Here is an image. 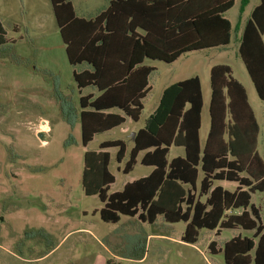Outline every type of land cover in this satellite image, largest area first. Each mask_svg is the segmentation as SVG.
Segmentation results:
<instances>
[{
    "label": "trees",
    "instance_id": "1",
    "mask_svg": "<svg viewBox=\"0 0 264 264\" xmlns=\"http://www.w3.org/2000/svg\"><path fill=\"white\" fill-rule=\"evenodd\" d=\"M65 45L80 98L82 144L122 127L138 123L143 101L151 92L156 70L148 61L167 64L187 53L224 48L231 44L232 21L227 13L236 0H109L92 18L77 16L73 0H50ZM249 0H243L242 10ZM0 19V46L7 44ZM259 99L264 104V0L253 9L239 46ZM210 128L201 139L204 96L196 76L168 86L147 127L135 131L129 147L124 140L100 143L84 154L82 185L86 196H97L103 207L95 211L105 223L122 217L154 224H186L182 242L195 245L203 229L216 232L242 229L212 254L223 253L226 264H264V223L253 195L264 192V159L259 154L260 125L246 88L228 65L210 71ZM95 93L85 94L87 89ZM172 147L184 156L168 160ZM124 174L141 164L152 172L110 193L116 177L110 169L112 154ZM223 182L236 184L233 190ZM40 233L46 235L44 231ZM35 239V232L27 233ZM144 258V257H143ZM142 258V259H143Z\"/></svg>",
    "mask_w": 264,
    "mask_h": 264
},
{
    "label": "rangeland",
    "instance_id": "2",
    "mask_svg": "<svg viewBox=\"0 0 264 264\" xmlns=\"http://www.w3.org/2000/svg\"><path fill=\"white\" fill-rule=\"evenodd\" d=\"M242 2L237 0L227 14L233 23L229 46L187 53L171 64L149 60L156 70L150 76L152 89L143 101L141 120L128 119L122 127L96 135L85 148L75 67L67 59L50 0H0L8 39L0 46V264H226L223 253H211L210 243L217 242V251L233 237L252 233L223 230L217 237L203 229L199 241L191 245L181 241L183 222L171 224L159 217L148 224L123 216L117 224L105 223L94 214L103 204L97 196L85 195L82 176L86 151L117 139L131 147V134L147 127L164 90L196 76L203 86L204 141L210 127V71L215 65L230 66L248 91L261 127L259 150L264 158V104L238 53L241 27L259 0H249L244 10ZM107 3L77 0L76 7L87 16ZM42 131L43 140L38 135ZM108 151L116 177L110 193L153 170L141 164V154L133 171L124 174L118 168H124L129 157L119 164L117 149ZM177 156H184L183 148L172 147L168 160ZM222 184L230 190L236 185ZM252 202L261 209L264 223V192L254 194ZM32 232L35 239L26 235Z\"/></svg>",
    "mask_w": 264,
    "mask_h": 264
},
{
    "label": "crops",
    "instance_id": "3",
    "mask_svg": "<svg viewBox=\"0 0 264 264\" xmlns=\"http://www.w3.org/2000/svg\"><path fill=\"white\" fill-rule=\"evenodd\" d=\"M76 1L77 0H73V6H74V9H75V12H76V14H77V16H79V17H83V18H92V17H94V16H96L97 14H99L101 11H103V10H105L108 6H109V0H107L108 1V3H107V5L102 9V10H99V11H96V13L94 14V15H87V16H85V15H83V14H80V13H78V11H77V7H76ZM236 2H237V0H236ZM249 4V3H248ZM259 4V3H258ZM257 4V5H258ZM236 5V4H235ZM257 5H255V7L257 6ZM248 6V5H247ZM247 6L245 7V8H247ZM241 7H242V5H241ZM255 7H253V9L255 8ZM253 9L249 12V14H248V16L246 17V19L244 20V22H243V25H242V34H243V29H244V26H245V24H246V22L248 21V19H249V17H250V15H251V13H252V11H253ZM242 10V9H241ZM228 14V13H227ZM228 17V16H227ZM232 25H233V23H232ZM233 31V30H232ZM242 34H241V37H242ZM240 42H241V38H240ZM239 46H240V44H239ZM225 48V47H224ZM217 49H222V48H217ZM66 51V50H65ZM238 51H239V48H238ZM202 88H203V86H202ZM255 88V87H254ZM88 90V89H87ZM87 90H85L84 91V93L87 91ZM89 91V93H95V90H88ZM89 93H87V94H89ZM247 93H248V91H247ZM86 94V93H85ZM80 95V94H79ZM80 97V96H79ZM248 98H249V95H248ZM249 103H250V99H249ZM251 105V104H250ZM204 106H205V103H204ZM204 109V108H203ZM253 109V108H252ZM254 111V110H253ZM255 113V112H254ZM255 116H256V114H255ZM257 118V117H256ZM258 120V119H257ZM259 122V121H258ZM202 123H203V114H202ZM126 124V123H125ZM260 125V124H259ZM46 126V125H45ZM210 128V127H209ZM50 130V127H49V129H48V131ZM139 129H137V130H135V131H138ZM260 130H261V127H260ZM125 130L123 129V132H124ZM43 132V134L45 135L46 133L44 132V131H42ZM38 134H40V132H38ZM208 135V134H207ZM207 135H206V138H207ZM260 135H261V132H260ZM206 138L204 139V141L206 140ZM201 139H202V136H201ZM259 140H260V137H259ZM204 141L202 140V142L204 143ZM260 147V146H259ZM258 151H259V154L261 155V153H260V150H259V148H258ZM142 157H143V154H142ZM178 157V156H177ZM261 157L263 158V156L261 155ZM142 159V158H141ZM264 159V158H263ZM152 172V171H151ZM150 172V173H151ZM149 173V174H150ZM148 174V175H149ZM147 175V176H148ZM146 177V176H145ZM223 186H226L225 184H222ZM236 187V186H235ZM234 187V188H235ZM85 214H88L87 212H85ZM120 259V258H119Z\"/></svg>",
    "mask_w": 264,
    "mask_h": 264
},
{
    "label": "water",
    "instance_id": "4",
    "mask_svg": "<svg viewBox=\"0 0 264 264\" xmlns=\"http://www.w3.org/2000/svg\"><path fill=\"white\" fill-rule=\"evenodd\" d=\"M38 135H39V137L43 140V138H44V134H43V133H40V134H38ZM134 136H135V132L132 133V138H134Z\"/></svg>",
    "mask_w": 264,
    "mask_h": 264
}]
</instances>
